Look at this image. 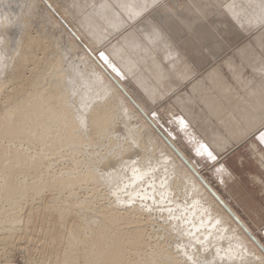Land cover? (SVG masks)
Wrapping results in <instances>:
<instances>
[{
  "label": "bare ground",
  "instance_id": "obj_1",
  "mask_svg": "<svg viewBox=\"0 0 264 264\" xmlns=\"http://www.w3.org/2000/svg\"><path fill=\"white\" fill-rule=\"evenodd\" d=\"M212 1L172 0L167 4L158 5V0H47L50 7L71 24L75 34L87 41L89 47L94 50L101 46L106 47L104 52L115 60L120 73L132 78L136 85L144 88L143 91L153 101L160 94L176 88L179 82L192 77L202 68L199 59L201 53H198L200 45L197 40L193 38L189 43L183 40L175 46L173 35L178 31L176 25L180 31L185 29V25L189 29L192 28V32L198 35L205 48L211 50L217 47L218 50L225 48L220 45L223 38L221 34L240 30L233 21L241 25L240 28L245 33L255 31L256 27L263 25L264 0H225L223 9L216 2L218 0ZM155 6L162 7L159 9L164 13L160 22L149 16L139 24L135 22ZM209 6H214L215 11H211ZM1 9L2 13L3 8ZM45 10L55 24L53 26L58 23L60 25L57 17L49 9ZM212 12L213 17L217 16L218 19H207ZM22 14L25 15L24 12ZM25 17L18 20V23L15 22L18 24L16 28L19 27L16 36H11L9 32L12 29L8 32L9 28L3 25L8 20L5 21L1 17L4 22L1 21L0 24L3 27L0 47L5 44L6 48L5 55L0 49L3 52L2 54L0 51V264L7 263L8 253L15 251V248H21L24 264H186L188 260L187 264H190V259L192 261L197 254L193 256L188 246L185 248V242L193 239H198V247L203 250L208 245V248H211L221 240L227 242L224 247L219 242L218 248L214 245L216 249L211 248L210 253H206L207 256L203 254L205 259L200 260L201 264H219V261L221 264H264V252L246 234L244 227L239 226V223L245 224L240 215L230 206L236 217L232 213L229 214L230 211L217 200L216 195L204 185L197 173L186 166L164 140L152 131L149 123L142 119L143 116L141 117L139 111L126 100L119 88L96 66L87 52L75 43L72 34L65 32V29L62 31L66 33L65 37L70 43L69 48L62 49L63 45L60 43L58 46L59 43L56 42L57 36L53 40L52 34L48 35L51 30L49 27V32L44 26L40 31L35 29L33 34L30 26L33 21L30 22L28 18L29 23ZM206 19L208 21L202 23ZM215 21L230 28L214 25ZM134 24L136 27L133 28ZM125 27H129L128 32H125ZM119 30L125 32L120 35V39L116 42L113 40V44L106 41L107 38L108 41L114 38ZM241 34L243 35L242 32ZM253 38V42H249L252 45L247 42V45L242 44L241 48H237V57L227 58L222 64L216 65L214 62L215 66L208 67L210 70L206 76L192 84L190 95L183 92L176 94L175 102L203 135L201 144L206 147L210 145L220 151L229 150L241 141L246 142L250 134L258 133L264 126V26H261V30H258ZM76 48H81L80 61L88 67L86 69L83 66V73L65 60L70 50L72 52ZM182 49L185 52L183 55L191 52L187 59L192 64L188 63L183 55L176 57ZM258 49L262 50L261 54ZM225 50H222L223 53H227ZM160 52H167L163 59L165 63L160 61L159 66H156L155 57H159ZM169 56L173 59L167 60ZM205 63L207 64L206 61ZM166 66L171 69V73ZM247 68L253 72L249 78L245 76ZM225 71L230 73L231 80L225 77ZM80 72L81 78L78 76ZM174 72L180 74L176 75L179 79H175L172 74ZM149 75L153 78L155 87L148 85ZM96 84L100 85V88L104 86L105 90H100ZM95 87L104 92L101 94ZM92 90L99 92L97 97L100 99L92 100L95 95L89 101ZM207 94L215 98L209 104L210 109ZM128 107L133 110L134 118L138 117L141 121L145 133L147 130L151 135L146 133L149 137L144 139V135H138L136 138L131 134L136 139L131 138L132 140L128 141L133 142L126 143L123 147L119 146V143L113 145L115 138L112 139L113 136L109 137V134L119 130L115 121L123 113L121 108L129 110L130 108L126 109ZM126 126L128 129L127 123ZM141 126V130L138 127L140 131L143 129ZM127 129L126 131L129 130ZM155 139L158 141L157 147L154 146ZM148 141L152 144H147ZM105 144L103 149L94 148ZM115 148H120V151L116 150L119 155L120 152L123 153L119 157L122 160H118L119 163L115 159L116 153H112ZM157 148L160 155L162 154L159 158L150 152ZM251 148L254 150L253 144L250 145V150ZM129 149L137 150L136 156L145 153L144 158L140 157L139 162L135 161L133 164L129 158L124 162L123 158L128 157L124 154L128 153ZM146 151L150 154H146ZM255 152L251 150L252 157L256 156ZM62 159L74 167H63L58 173L53 172L57 161ZM259 164L260 168L264 169V160ZM129 165H133L131 169ZM120 166L122 169V166L126 169L129 167L127 173L131 171V175L127 174L123 182L118 171L121 168L117 170ZM100 168L112 173L111 169L116 168V173L109 174L110 178L114 176L113 180L118 179L116 182L119 183L121 177L122 184L111 188L112 181L108 183L111 179L107 180L105 175L109 171L101 175L97 173ZM115 175L118 176L117 179ZM220 176L229 181H236L232 171L224 172ZM252 176L254 182L264 189V180L258 175ZM107 184H111L112 190L108 188L110 195L105 194L110 199L113 196V199H108L110 202H105L106 204H100L101 198L104 200L107 196L102 192L94 196L92 192H96L97 188L103 189L104 186L107 188ZM240 188L241 186H237L235 192L239 193ZM79 189L86 190L85 197H80L77 193ZM227 192L231 194L230 191ZM165 198L171 203L164 206L166 209L170 208L168 211H165V208L164 212L162 211L165 219L169 218V215L181 216V210L185 215L184 218L181 217L182 220H176L175 217L170 221L167 219L168 223L164 225L165 222L163 228H160L162 224L158 222L157 229L163 230L161 233L168 243L169 240L179 239L173 241L175 247L169 246L167 242L165 244L161 233L159 238L162 239L154 238L158 235L155 231L156 234L152 237L156 240H151L150 233L146 232L145 226L153 225V216L162 217L161 213H154V209L156 204L164 203ZM175 198H178V201ZM180 199H185L186 205L180 203ZM178 206L180 209L177 213V208L172 207ZM249 210L258 214L257 209L253 207ZM165 212H168V215L164 214ZM190 219L193 223L191 228L188 227L189 223H185L188 220L190 222ZM172 231L177 235L174 236L175 232ZM180 231L186 232L187 235ZM210 236L214 240H211ZM191 246L189 245V248ZM223 255L226 256L225 261L220 259ZM218 256L220 260L217 259ZM196 260H193L194 264H199V260Z\"/></svg>",
  "mask_w": 264,
  "mask_h": 264
},
{
  "label": "rangeland",
  "instance_id": "obj_2",
  "mask_svg": "<svg viewBox=\"0 0 264 264\" xmlns=\"http://www.w3.org/2000/svg\"><path fill=\"white\" fill-rule=\"evenodd\" d=\"M4 1V2H3ZM9 1H10V4H9ZM17 1L18 0H1L0 1V4H2V5H0L1 6V8H3V12L1 13L0 12V24H1V21L2 22H4V20L1 18V17H3L4 19H5V21H7V22H5L3 25H5V28H9V30H8V32L9 31H11V29H12V33L11 32H9V34L11 35V36H16V34L18 33L17 31H18V29H19V27L17 26V28H16V25H18L17 23L20 21V20H22V17H25L26 15L28 16H26L25 18L28 20V18L30 19V22H32V23H30L29 22V20H28V22L31 24L30 26H31V29H32V32H33V34H35V32H36V30L37 31H40V30H42V29H44L45 27V29H47V27H49L47 30H48V32H49V30H50V32H49V34H48V32L47 31H45L48 35H50V34H52L50 37L54 40V38L56 37L57 39H55V41L56 42H58L59 43V45L58 46H60L61 44L63 45L62 47V49H64L65 47L67 48L68 46H69V44L70 43H68V39L65 37V34L66 33H64V32H62L64 29H65V32H70L71 34H72V36L75 38V43H78L80 46H81V48H83L84 49V51H86L87 52V54L91 57V59H92V61L94 62V63H96V66L99 68L100 67V69H102V71L106 74V76L108 77V78H110V81H112L113 83H114V85L115 86H117V88H119L118 90L121 92V94L123 95V96H125V98H126V100H129L128 102H130L131 103V105L133 106V107H135L134 109L136 110L137 109V111H139V114L141 115V117H142V119L143 120H145L146 122H148L147 124L148 125H150V127H152L151 129H152V131L159 137V138H161L162 140H164V142H165V144H167V146H169L170 147V149L175 153V155H178V157L182 160V162H184V164L186 165V166H188L192 171H194V173L196 172L197 173V175H198V177L200 178V179H202V182L204 183V185H206L207 186V188L210 190V191H212V193H214V195H216V197L218 198H216L219 202H221L223 205H225V207L230 211L229 212V214L230 213H232V215L234 216V217H236V214L232 211V209L233 210H235L239 215H240V218H242L244 221H245V224H243V222H242V224L241 223H239V226L240 227H244L243 228V230L246 232V234L257 244V246H258V243L264 248V226L262 225L261 226V224H257L256 222H254L253 221V219H251V218H249L247 215H246V213L241 209V208H239L237 205H235V203L231 200V195L227 192V191H225V188H223L222 187V185L220 184V182L216 179V177L213 175V173H212V170H213V167H214V165H215V163H216V161L218 160V159H220L222 156H224V155H226L228 152H229V150H231V151H233L234 149H236L239 145H240V143H242V141L241 142H239L237 145H235L234 147H232V148H230L229 150L227 149V150H224V151H220V150H217V149H213L210 145L207 147L208 148V151H210L211 153H212V155L215 157V159L214 160H212V159H209V157H208V155L205 153V152H203L202 150L200 151V154H197V149L199 148V145L202 143V138L201 137H203V135L202 134H200V131L196 128V126L192 123L191 124V121L190 120H188V117H187V115H185V113H183V110L181 109V107L175 102V97H176V94H183V93H186V94H191V86H192V84L195 82V80H200L202 77H205L206 76V74H207V72L210 70V68H212L213 66H215V64L217 65V64H222V63H224L223 61H225L227 58H230V57H237V48L239 49V48H241L242 46V44H243V46H245V45H247L249 42H253L252 40L254 39L253 37H254V34L259 30H261V26H264V22L262 23L263 25H260V26H258V28L256 27L255 28V31L254 30H251V32L249 33H245L241 28V25H239L238 23H236V22H234L233 21V23L235 24V25H237V27H239L238 29H240V30H236L235 28V30L236 31H234L233 32V30H231V32L230 33H232V34H230V33H223V34H225V35H223V34H221V36L223 37L221 40V44L220 45H222V46H224L225 48H223L224 50H225V52H227V53H223L224 51H222V50H218L219 48L217 47V48H215V50L213 49V50H211L210 48L208 49V47L207 48H205V44L202 42V40L200 39L199 40V38H198V35L195 33V32H192V31H194L192 28H190L189 29V27H187L186 25H185V29L183 30V31H180V28L176 25V27L178 28V31L176 30L175 32H174V35H173V37H174V41H176V42H174V41H172V42H174V44H175V46H178L180 43H181V41H186L187 43H189L188 41H190L191 39H193L194 38V40H197V42H199V43H197V44H199L200 46L198 47L199 49H198V53H201V55H203V56H201V55H199V59H200V63H201V65H202V68L201 69H198V72L197 73H194V75L192 76V77H190V78H186V79H184V81H181V82H179L180 84L176 87V88H174L173 90H168L169 92H167V93H165V94H160L157 98H155L154 100L155 101H153V99L151 100V98L149 99V97L146 95V93H145V91H143V89L144 88H140L138 85H136V83L132 80V78H130V77H128V76H125L123 73H120V70L118 69V66H117V63L116 62H114L115 60H113V58L111 57V56H109L108 54H106L105 52H104V50H105V48L106 47H100V48H97L96 50H94V49H92L91 47H89V44L88 43H86L87 41L84 39V38H82V36H77L76 34H75V32L73 31V28H72V26H71V24L70 23H68V22H66L65 20H63L62 18H61V16L57 13L58 11H55V10H53V8H51L50 7V5L48 4V2H47V0H38L39 1V3H38V1L37 2H35V0L32 2V0H19L18 1V3H17ZM28 1V2H27ZM57 2H59L60 0H56ZM71 1V0H70ZM83 1V0H82ZM170 1H172V0H158V5L160 4H163V3H168V2H170ZM216 0H213L212 2H215ZM221 1H222V3H221ZM218 0V1H216L218 4H219V6H220V8L221 9H223V5H224V2H226V1H230V0ZM7 2V3H6ZM12 2V3H11ZM16 2V3H15ZM19 2H21V3H19ZM36 4H35V3ZM211 2V1H210ZM14 3H15V5L16 6H14ZM32 3H34V4H31ZM38 3V4H37ZM4 4V5H3ZM8 5V7H7V5ZM222 4V5H221ZM14 7H13V6ZM26 5V6H25ZM29 5H31L30 7H29ZM38 6V7H37ZM222 6V7H221ZM21 7V8H20ZM44 7H45V9H49L56 17H57V19L60 21V25H58V24H56L57 26H59V28L57 27V26H53V25H55L51 20V17H50V15L47 13V11L44 9ZM213 7L214 6H211V8H210V6H209V8H210V10L211 11H215L214 9H215V7H214V9H213ZM0 8V11L2 10ZM8 9L7 11H9V12H7L6 11V9ZM32 8H34L35 10H38V11H34V9H32ZM155 8V9H154ZM152 10H150V11H148V13H146L144 16H141V17H139L135 22H137V24H139V23H141V22H143V19L144 18H146V17H152V19H154V21H157V22H160L161 20H162V17H163V15H164V13L160 10L162 7H157V6H155ZM160 8V9H159ZM18 9H20V10H18ZM25 9V10H24ZM28 9V10H27ZM225 10V9H224ZM30 11V12H29ZM33 11H34V13H33ZM159 11H160V13H159ZM6 12H7V15H6ZM15 12V13H14ZM24 12V14L25 15H23L22 13ZM39 12V13H38ZM161 12H162V14H161ZM172 12H175V11H172ZM213 12H212V14H211V16H208L207 17V19L209 18V19H212V17H213ZM227 12V11H226ZM4 13V14H3ZM12 13H14V14H12ZM21 13V14H20ZM31 13H33V14H31ZM35 13H36V15H35ZM177 12H175V14H176ZM11 16V18H9L10 16ZM16 14V15H15ZM30 14H31V17H30ZM37 14H39V15H37ZM21 15V16H20ZM49 15V16H48ZM8 16V17H7ZM45 16V17H44ZM6 17H7V20H6ZM19 17V18H18ZM47 17V18H46ZM32 18V19H31ZM51 20H50V19ZM10 19V20H9ZM24 19V18H23ZM42 19V20H41ZM203 20L202 21V23H206L208 20ZM213 19H218L217 18V16L216 17H213ZM212 19V20H213ZM19 20V21H18ZM48 20H49V22L51 23H49L48 22ZM14 21V22H13ZM17 21V23H15ZM41 21H43V22H41ZM10 22V23H9ZM12 22V23H11ZM46 22H48L47 24H46ZM134 22V23H135ZM216 22V21H215ZM41 23V24H40ZM43 23V24H42ZM15 24V25H14ZM32 24H33V26H32ZM46 24V25H45ZM61 24H62V26H61ZM223 24V25H222ZM10 25V26H9ZM131 25V24H130ZM214 25H217V26H220L221 28H223V27H226V25L224 24V23H220V24H217V22H216V24L214 23ZM37 28H36V27ZM39 26H41L40 27V29H38L39 28ZM45 26V27H44ZM52 27V28H51ZM62 27V28H61ZM132 27L134 28V27H136L135 26V24L134 25H132ZM194 27H195V25H194ZM228 27V26H227ZM226 27V28H227ZM241 27V28H240ZM2 28V30L0 31V35L2 34L3 35V33H1L2 31H3V27H2V25H0V29ZM15 28H16V30H15ZM42 28V29H41ZM56 28H58V29H56ZM126 28V30H125V32H128V28L129 27H125ZM124 28V29H125ZM228 28H230V27H228ZM36 29V30H35ZM52 29H54V30H52ZM56 29V30H55ZM192 29V30H191ZM233 29V28H232ZM58 30V31H57ZM16 31V32H15ZM35 31V32H34ZM57 31V32H56ZM60 31V32H59ZM237 31H240V33L239 32H237ZM254 31V32H253ZM14 32V33H13ZM54 32V33H53ZM123 30H119V32H117L116 34H115V36H114V38H112L111 40H109L108 41V38H107V42H110L111 41V44H113L114 42H116L117 40H118V38L119 37H121L120 35H122L123 33H125ZM183 32H185V33H183ZM187 32V33H186ZM241 32L243 33V35L241 34ZM14 34V35H13ZM74 34V35H73ZM187 34V35H186ZM53 35H54V37H53ZM236 35H238V36H236ZM240 35V36H239ZM189 36H191V38L189 37ZM234 36V37H233ZM184 37V38H183ZM186 37V38H185ZM188 37V38H187ZM182 38V39H181ZM196 38V39H195ZM220 38V37H219ZM120 39V38H119ZM224 39L226 40V41H224ZM227 39H228V41H227ZM0 40H1V38H0ZM113 40H114V42H113ZM199 40V41H198ZM106 42V43H107ZM196 42V41H195ZM225 42V43H224ZM230 42V43H229ZM248 42V43H247ZM61 43V44H60ZM74 43V44H75ZM106 43L104 44V46H106ZM202 43V44H201ZM216 43V42H215ZM222 43H224V45L222 44ZM229 43V44H228ZM245 43V44H244ZM247 43V44H246ZM65 44V45H64ZM67 44V45H66ZM217 44V43H216ZM230 44H231V46H230ZM250 45H252L251 43H249ZM2 45V44H1ZM203 45V46H202ZM227 45V46H226ZM2 47V48H1ZM0 47V49H2V51H4V50H6V48H4L5 47V44H4V46H1ZM203 47V48H202ZM228 47V48H227ZM4 48V49H3ZM69 48V47H68ZM81 48H76V49H74V51H72L71 52V50H70V52H69V54L66 56V58H65V60L67 61V62H71L70 63V65L71 66H73L74 68L75 67H77V68H75V69H80L79 71H81L82 73H83V71L84 70H81V69H84V67H85V65H82L83 63L80 61L82 58H81V55H82V50H81ZM264 48V47H263ZM227 49H229L228 51H227ZM94 50V51H93ZM100 50V51H99ZM103 50V51H102ZM200 50H201V52H200ZM206 50H208V51H206ZM1 51V50H0ZM1 51V52H2ZM186 52L188 51V50H185ZM216 51H217V54H215L216 53ZM222 51V52H221ZM0 52V53H1ZM210 52H211V54L212 55H210ZM218 52L222 55V53H223V55L221 56L220 54H218ZM258 52H260V54L262 53V50H260L259 51V49H258ZM74 53V54H73ZM101 53H103V56H104V58H102L101 57ZM2 54H3V52H2ZM167 54V52H164V53H159L158 55H159V57H155V65L156 66H159V62L160 61H162L161 63H163V59L165 58L164 56ZM183 54H185V52H183V49L181 50V53L179 54V55H176V57H181ZM189 54H191V52L189 51L188 52V54L187 55H183V56H185V58L187 59L188 58V55ZM209 54V55H208ZM225 54V55H224ZM4 55H5V51H4ZM77 55V56H76ZM215 55H216V57H215ZM217 55H219L221 58H219V56H217ZM73 58H72V57ZM80 56V57H79ZM211 56H212V61H211ZM213 56H214V58H213ZM225 56V57H224ZM264 56V55H263ZM209 57V58H208ZM71 58V59H70ZM81 58V59H80ZM216 58H217V60H216ZM167 60H170V59H173V57H168V58H166ZM203 59H205V60H203ZM220 61H219V60ZM78 60V61H77ZM188 60V63H190V64H192V62L189 60V59H187ZM215 60V61H214ZM205 61L207 62V64L205 63ZM222 61V62H221ZM66 62V63H67ZM78 62H81V63H78ZM112 64H111V63ZM214 62H215V64H214ZM114 63V64H113ZM147 63H149V59H147ZM165 63V62H164ZM163 63V64H164ZM211 63H213V65L211 64ZM211 64V65H210ZM77 65V66H76ZM91 65V64H90ZM166 65V64H165ZM164 65V66H165ZM210 65V66H209ZM84 66V67H83ZM116 66V67H115ZM198 66V65H197ZM167 67V69H168V66H166ZM208 67H210V68H208ZM86 68V67H85ZM206 68V69H205ZM86 69H88V67L86 68ZM169 70V69H168ZM224 70H226V69H224ZM77 71V70H76ZM87 71V70H86ZM85 71V72H86ZM170 71V73H171V69L169 70ZM81 72H80V75L78 74V76H80V78L82 77L81 75ZM94 72H97L96 70H94ZM253 72H252V70H250V68H247V72L245 73V76H247L248 78L249 77H251V75H253L252 74ZM173 75H174V77H175V79H179L177 76L178 75H180L179 73H172ZM171 74V75H172ZM225 77H227V78H229L230 80H231V76H230V73L228 72V74H227V71H225ZM172 75V76H173ZM177 75V76H176ZM229 75V76H228ZM149 77H150V79L148 80V85L150 86V87H155V82H154V80H153V78L149 75ZM174 77H172V79L174 78ZM79 78V79H80ZM174 79V80H175ZM203 80V79H202ZM234 81H232V83H233ZM150 83V84H149ZM235 83V82H234ZM82 87L84 86V85H81ZM96 86L98 87V88H100L99 86L100 85H98V84H96ZM94 87V86H93ZM96 88V87H95ZM95 88H94V90H95ZM98 88H96L99 92H101V94L104 92V91H100V90H105V88H104V86H103V88H100V90L98 89ZM90 91H91V89H89ZM94 90H92L93 92L92 93H94V92H96V94L94 93L93 95H92V93H91V95H90V97H89V101H90V99H92L93 98V96H95L92 100H98V99H100V98H98L99 96L98 95H100L99 94V92L98 91H94ZM161 91H163V89L161 88L160 89ZM183 92V93H182ZM90 93V92H89ZM97 93H98V95H97ZM98 96V97H97ZM92 97V98H91ZM195 97H197V95H195ZM206 97H207V99H208V109H210V106H209V104L211 103V101H213V100H215V98L212 96H209L208 94L206 95ZM98 98V99H97ZM88 101V100H87ZM87 103V102H86ZM176 103V104H175ZM124 104V103H123ZM197 104V103H196ZM122 105V104H121ZM199 107H200V105L199 104H197ZM124 106V105H123ZM122 106V107H123ZM201 106H202V104H201ZM204 107V106H203ZM130 107H128V108H126V109H129ZM201 109H202V107H200ZM121 111H123V113L122 114H120V116L118 117V120L117 121H115V123L117 124L115 127L117 128V129H119V130H116L117 132L115 133V132H113L112 134H109V137L111 136H113V138L112 139H114L115 140V143H113V145H117V143H119V146H121L122 145V147L123 146H125V144L126 143H131V142H133V141H131L132 139L134 140V139H136L137 138V136L139 135L140 137L142 136V135H144V136H142L144 139L147 137H149L146 133H148L147 132V130H146V133H145V130H144V128L141 126V124H140V122L141 121H139V118L137 117V118H134V116H133V110H131V108L129 109V110H123L122 108H121ZM130 111V112H129ZM129 113V114H128ZM170 113V114H169ZM203 113H204V111H203ZM132 114V115H131ZM126 115H128V116H126ZM123 118V119H122ZM128 118V119H127ZM134 118V119H133ZM177 118H181V119H183L184 121H185V123H186V125H187V127L186 128H181V126H180V124H179V122H178V119ZM122 121V122H121ZM127 121V122H126ZM125 122V123H124ZM125 124V125H123V124ZM126 123L129 125V126H131V125H133L132 127H130L129 128V126H128V129L129 130H131V129H133V131H134V133H133V131L131 132H129V130L127 129V126H126ZM130 123H132L131 125H130ZM140 126H141V128H143L142 129V131H140L141 129H140ZM123 127V128H122ZM128 130V131H126V129ZM138 127H139V129L140 130H138ZM137 130H136V129ZM125 129V130H124ZM184 129V130H183ZM124 130V131H123ZM137 132H136V131ZM121 131H122V133H121ZM125 131H126V133H125ZM140 131V132H139ZM136 132V133H135ZM139 132V133H138ZM143 132V133H142ZM194 132V133H193ZM129 133V134H128ZM118 136H117V135ZM125 134V135H124ZM133 136H135V137H133ZM148 134H150V133H148ZM191 134V135H190ZM254 134H257V133H253V134H250L247 138H250V136H253ZM122 135V136H121ZM123 135H124V137H123ZM151 135V134H150ZM195 135V136H194ZM196 135H198V136H196ZM132 136V137H131ZM192 136V137H191ZM132 138V139H131ZM146 138V139H147ZM187 138H189V139H187ZM191 138V139H190ZM196 138V139H195ZM126 139V140H125ZM129 139H131L130 141L131 142H129L128 140ZM158 139V138H157ZM118 142H117V141ZM122 140V141H121ZM194 140V141H193ZM126 141H128V142H126ZM157 140L155 139L154 140V142H155V144H154V146L155 147H157V142H156ZM106 142V141H105ZM125 142V143H124ZM149 142V143H148ZM147 142V144H150L151 143V141H148ZM120 143H122V144H120ZM152 144V143H151ZM233 144H235V141L233 140ZM106 146V144L104 145V146H98V147H94L95 149L97 148V149H103L104 147ZM150 146V145H149ZM121 147V148H122ZM135 147V146H134ZM133 147V148H134ZM179 148V149H178ZM96 149V150H97ZM118 148H115V150L112 152L113 154L114 153H116L115 155H116V157H115V155H114V157H115V159H116V161H117V163H119L118 162V160H120V162L122 161L119 157H121L120 155H121V153L123 152V148H122V152H120V155H119V151H120V148L118 149L119 151H116ZM131 149V148H130ZM129 149V152L128 153H126V154H124V155H126V156H128V157H125V158H123V160H124V162H126L125 160H128L127 158H129L130 159V161L132 162L131 164H133V162L134 163H136V162H139V158L141 157V158H144V154H142V153H139V156H136V155H138V152H136L135 151V149L134 150H130ZM151 150V149H150ZM132 151H134V152H132ZM217 151V152H216ZM230 151V152H231ZM104 152V151H103ZM151 153H152V155H154V156H156V157H158L159 158V156H161L160 155V151H158V148H157V150L155 149L154 151H150ZM154 152V153H153ZM225 152V153H224ZM118 153V154H117ZM150 154L149 152H147L146 151V154ZM178 153H180V154H178ZM123 154V153H122ZM136 156V157H135ZM184 156H186V157H184ZM134 157V158H133ZM183 159H182V158ZM119 158V159H118ZM132 158V159H131ZM187 158V159H186ZM138 160V161H137ZM184 160V161H183ZM136 161V162H135ZM189 164V165H188ZM194 165V166H193ZM130 166V169L132 168V166L133 165H129ZM69 168V169H71V168H73L74 167V165H70V164H67L63 159L61 160V161H57V163L55 164V167H54V170H53V172H56V173H58L59 172V170L60 169H62V168ZM123 167V169H125L124 171H123V169L121 168V166L120 167H116L117 168V170L119 169V168H121V169H119L118 171H119V176H121L122 178H123V180H122V182L124 181V177H126L127 176V174H129V176L131 175L130 173H131V171L129 172V173H127V171H128V169H129V167L126 169V168H124L125 166H122ZM116 168L115 169H111V170H113V173L116 171ZM121 170V171H120ZM127 170V171H126ZM102 171V172H101ZM106 171L107 170H103V168H100V171L98 170L97 171V173L99 172L100 174L102 173V174H105L106 173ZM109 171V170H108ZM107 171V172H108ZM104 172V173H103ZM124 172H125V174L126 175H124ZM111 171H109L108 173H106L105 175H107L106 177H107V180L108 179H111L110 181H108V183L110 182L111 183V181H112V185L111 184H107L106 186H107V188L104 186L103 187V189L102 188H97V190H96V192L95 191H93L92 193L94 194V196L95 195H99L100 194V192H102V193H104V195L105 196H107L106 198H104V200H103V197L101 198L102 200L100 201V204H102V203H107L109 200H111V199H113V196H111L112 198L110 199V197L108 198V195H110V193L109 192H111V191H109L108 190V188L110 189V187L111 188H115L116 187V185L118 186L120 183L122 184V182H120L121 181V177L119 178V183H117L116 181L118 180L117 178H118V176L116 177V175H115V177H116V181H114L113 180V177L114 176H112V178H110L111 176L109 175V174H113ZM116 173V172H115ZM123 173V174H122ZM99 174V175H100ZM101 174V175H102ZM122 175H124V176H122ZM259 176V175H258ZM103 177H104V175H103ZM106 177H104V178H106ZM109 177V178H108ZM114 181V182H113ZM117 184H116V183ZM1 183V182H0ZM114 184H115V186H114ZM111 185V186H110ZM109 186V187H108ZM105 188H106V192H105ZM104 190V191H103ZM110 190H112V189H110ZM86 190L85 189H79V191H77V193H79L80 194V197H85L86 195ZM97 192H99V193H97ZM227 192V193H226ZM96 193V194H95ZM108 194V195H106V194ZM112 195V194H111ZM231 197V198H230ZM109 199V200H108ZM163 198L161 197V200H162ZM168 200V198H165L164 200H163V202L164 203H161V204H156V206H155V208L156 209H154L155 211H154V213H156V214H159V213H161V216H162V213L164 212V210L166 209L165 207L167 206V205H169V204H171L169 201H167ZM175 200H177L178 201V198L176 199L175 198ZM180 201V203H184L185 205H186V200L184 199H180L179 200ZM183 201V202H182ZM110 202V201H109ZM116 202H118V201H116ZM168 202V203H167ZM105 203V204H106ZM164 204V205H163ZM166 205V206H165ZM158 206V207H157ZM165 206V207H164ZM188 206H191V204H188ZM232 208H230V207ZM162 207V208H161ZM165 208V209H164ZM177 208V209H176ZM230 208V209H229ZM164 209V210H163ZM168 210L170 209V208H167ZM165 210V211H168V210ZM172 209H176V210H178V211H176L177 213L179 212V209H180V207L178 206V207H172ZM156 210H158V211H156ZM163 211V212H162ZM174 211V210H173ZM172 211V212H173ZM173 213H175V211L173 212ZM164 214H167L168 215V212L166 213H164ZM176 214V213H175ZM180 214H182L181 216L179 215H175V216H173L172 217V215H169L168 217L169 218H167L169 221L171 220V219H173L174 217L176 218V220H182L181 219V217L182 218H184L185 217V215H184V211H182L181 210V212H180ZM174 215V214H173ZM231 215V214H230ZM158 216V215H157ZM179 219H178V218ZM143 218H145V216L143 217ZM157 218V219H156ZM154 217L153 216V218H151V220H153V225L150 227L149 225H147V226H145L146 227V232L147 233H150L149 235L152 237L153 235H155L156 233L159 235H157V236H153L154 238H159L160 237V235L163 233V230H161L160 228H163L162 226H164V225H167V223H168V221H166L167 219H165L163 216L162 217ZM160 218V219H159ZM155 219H156V221H155ZM236 220H237V218H236ZM162 221V222H161ZM238 221V220H237ZM157 222V223H156ZM160 224H162V225H160V228H158L157 229V226L159 227V223ZM166 222V223H165ZM181 222V221H180ZM196 222V221H195ZM155 223H156V225H155ZM165 223V224H164ZM185 223H187V225H188V223H189V225L190 226H188L189 228H191V226H193V223H192V219H190V222H189V220L188 221H185ZM192 223V224H191ZM164 224V225H163ZM181 224V223H180ZM156 226V227H155ZM151 228L150 230H149V228ZM155 227V228H154ZM155 229V230H154ZM153 232H152V231ZM148 231H151V232H148ZM155 231H156V233H155ZM161 231H162V233H161ZM172 232H175V231H172ZM180 232H182V231H180ZM159 233H161V234H159ZM185 233V235H187L186 234V232H184ZM183 232H182V234H184ZM194 233H192V235H193ZM177 234H176V232L174 233V236H176ZM201 235V234H200ZM162 237H163V239H162V237L161 238H159V239H162L164 242H165V244H167L168 243V240L166 241V239L164 238V236H163V234L161 235ZM184 236V235H183ZM256 236V237H255ZM153 237H152V239L151 240H156V239H153ZM209 238V237H208ZM210 238H211V236H210ZM178 238H175V239H173L172 241H170L169 240V242L170 243H168L169 244V246H172V247H175L176 245L175 244H172L173 243V241L175 242V241H178L177 240ZM195 239H193V240H190V241H188V242H185V243H183V242H181L182 244H185V248H187V246H188V250H189V252L191 253L192 252V254H193V256L195 255V254H197L196 256H194V258H193V260H195V259H197L196 261H198V263L199 264H201V262H200V260H203V258L205 259V257H204V255L205 256H207L208 254H206V253H210V249L212 248V249H216V248H218V243L220 242H218L217 244L215 243L216 241H213V243H215V244H213L212 246H211V248H208V247H210L209 245L208 246H206L205 248H204V250H203V248H201V247H198V239H196V241H194ZM207 240V239H206ZM205 240V241H206ZM211 240H214V238H211ZM221 240V239H220ZM202 241H204V240H202ZM167 242V243H166ZM192 242V243H191ZM195 242H196V244H195ZM221 242H224V244L223 243H221ZM221 242L219 243L220 245H222L223 247L224 246H226V244H227V242H225V241H222L221 240ZM200 243V242H199ZM203 243V242H202ZM226 243V244H225ZM187 244H189V245H192L190 248H189V245H187ZM210 244H211V242H210ZM174 245V246H173ZM195 245H197V246H195ZM201 245V244H200ZM216 246V248L215 247H213V246ZM219 245V246H220ZM196 247V248H195ZM198 247V248H197ZM204 247V246H203ZM259 247V246H258ZM207 248H208V250H207ZM220 248V247H219ZM260 248V247H259ZM16 250L15 251H11V252H9L8 253V255H7V257H9L8 259H7V263H9V264H24L23 262H24V260H23V252H22V250H21V248H15ZM180 249V248H179ZM192 249V250H191ZM197 249V250H196ZM206 249V250H205ZM194 250V251H193ZM202 250L204 251L203 253H202ZM210 250V251H209ZM260 250H261V248H260ZM20 251V252H19ZM198 251H201V252H198ZM195 252V253H194ZM198 253H200V255L198 254ZM201 253H202V255H201ZM182 254V253H181ZM204 254V255H203ZM182 255H185V254H182ZM201 256H202V258H201ZM225 258H226V256H222V258H220L222 261H225ZM234 258H236V256L234 257ZM217 259H219V256H218V258ZM219 259V260H220ZM9 260V261H8ZM192 260V261H193ZM191 261V259H190V264H194V261H193V263H191L192 262ZM188 262H189V260H188ZM187 262V263H188ZM220 263L219 264H221L222 262L221 261H219ZM6 262L5 263H3V264H7ZM186 263V264H187ZM182 264H185V263H182ZM195 264H197V262L195 263ZM205 264V263H204ZM227 264V263H226Z\"/></svg>",
  "mask_w": 264,
  "mask_h": 264
},
{
  "label": "crops",
  "instance_id": "obj_3",
  "mask_svg": "<svg viewBox=\"0 0 264 264\" xmlns=\"http://www.w3.org/2000/svg\"><path fill=\"white\" fill-rule=\"evenodd\" d=\"M252 144L254 146V150L252 148L251 150L256 151V156L254 157H252L253 154L250 150V145ZM226 155L222 156L220 158L221 160L218 159L215 163L212 170L213 175L220 182L222 187L225 188V191L231 192L230 195L232 198H230L235 205L241 208L249 218L253 219L254 222L264 226V198H262L264 197V189L259 183L256 184L252 178L254 177L252 176L254 174L259 175V178L264 180V169L260 168L259 164L264 160V144H261L256 139V135H253L246 140V142L240 144L239 147ZM228 171H232V173L235 174L236 181H229L226 180L227 178L223 179L222 176H220L222 173ZM236 185L241 186V191L239 193L235 192L237 188ZM240 195H242V197ZM251 207L257 209L258 214L251 213L249 210Z\"/></svg>",
  "mask_w": 264,
  "mask_h": 264
},
{
  "label": "snow or ice",
  "instance_id": "obj_4",
  "mask_svg": "<svg viewBox=\"0 0 264 264\" xmlns=\"http://www.w3.org/2000/svg\"><path fill=\"white\" fill-rule=\"evenodd\" d=\"M101 57L104 58L103 53H101ZM177 119H178V122H179L181 128H186L187 127V125H186V123H185V121L183 119H181V118H177ZM256 139L261 144H264V126H262V128L256 134ZM201 150L208 155L209 159H212V160L215 159V157L212 155V153L210 151H208L207 147L204 144H200L199 145V148L197 149V154H200Z\"/></svg>",
  "mask_w": 264,
  "mask_h": 264
},
{
  "label": "water",
  "instance_id": "obj_5",
  "mask_svg": "<svg viewBox=\"0 0 264 264\" xmlns=\"http://www.w3.org/2000/svg\"><path fill=\"white\" fill-rule=\"evenodd\" d=\"M258 246L261 248V250L264 252V248L258 243Z\"/></svg>",
  "mask_w": 264,
  "mask_h": 264
}]
</instances>
